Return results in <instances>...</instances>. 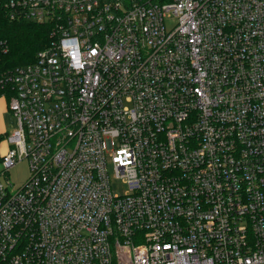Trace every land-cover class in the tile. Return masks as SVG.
I'll return each mask as SVG.
<instances>
[{
    "label": "built area",
    "instance_id": "2783aa9c",
    "mask_svg": "<svg viewBox=\"0 0 264 264\" xmlns=\"http://www.w3.org/2000/svg\"><path fill=\"white\" fill-rule=\"evenodd\" d=\"M2 8L52 33L0 77V264H264V0Z\"/></svg>",
    "mask_w": 264,
    "mask_h": 264
},
{
    "label": "trees",
    "instance_id": "16d2710c",
    "mask_svg": "<svg viewBox=\"0 0 264 264\" xmlns=\"http://www.w3.org/2000/svg\"><path fill=\"white\" fill-rule=\"evenodd\" d=\"M52 26L32 21L11 20L5 9H0V77L18 67L33 64L37 54L51 43ZM15 91L11 84H0V98L9 100ZM0 136V141H2Z\"/></svg>",
    "mask_w": 264,
    "mask_h": 264
},
{
    "label": "rangeland",
    "instance_id": "374dc122",
    "mask_svg": "<svg viewBox=\"0 0 264 264\" xmlns=\"http://www.w3.org/2000/svg\"><path fill=\"white\" fill-rule=\"evenodd\" d=\"M5 102H8L5 97L0 98V103L3 109L6 108ZM1 123L4 130L8 131L9 134H12V132L17 129V120L11 112L5 111L3 113V119ZM3 151L4 149H2V152ZM8 177L15 187L24 185L29 178V166L27 161L20 162L14 168H12L8 173ZM123 190L124 188L122 186H116L114 189L116 193H122Z\"/></svg>",
    "mask_w": 264,
    "mask_h": 264
},
{
    "label": "crops",
    "instance_id": "0c3cea01",
    "mask_svg": "<svg viewBox=\"0 0 264 264\" xmlns=\"http://www.w3.org/2000/svg\"><path fill=\"white\" fill-rule=\"evenodd\" d=\"M5 104H6V108L3 109L2 106H1V103H0V136H1V135H4V134H6V133H9L8 131L4 130L3 125H2V123H1V121H2V119H3V113H4L5 111L10 112V110H9V108H8V102H7V103L5 102Z\"/></svg>",
    "mask_w": 264,
    "mask_h": 264
}]
</instances>
